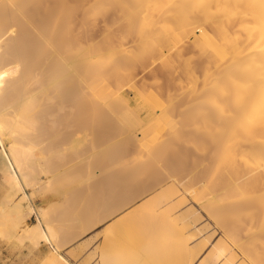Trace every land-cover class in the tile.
<instances>
[{
    "label": "bare ground",
    "instance_id": "1",
    "mask_svg": "<svg viewBox=\"0 0 264 264\" xmlns=\"http://www.w3.org/2000/svg\"><path fill=\"white\" fill-rule=\"evenodd\" d=\"M109 13L114 21L105 22L103 35L91 40L90 29ZM156 62L178 93L169 89L161 96L162 80L156 76L154 89L134 82L137 66L152 71ZM129 75L148 115L142 119L135 110L123 112L125 120L112 130L124 128L127 140L102 148L96 159L105 172L120 163L119 174L113 175L117 180L110 179L135 186L129 182L127 188H116L112 181L110 188V182L99 187H115L111 193L118 206L102 220L138 201L156 187L153 182L160 185L157 178L173 177L154 196L125 210L118 222L124 227L148 219L171 224L177 237L162 247L173 255L166 263L196 264L190 239L200 230L197 212L190 207L176 214L177 205L171 203L179 191L176 181L184 183L179 175L195 167L184 193L215 221L212 236L221 234L198 264H264V0H0V171L13 192L26 187L33 163H42V169L46 162L57 163L55 173L60 179L65 174L67 181L55 185L53 198L63 196L67 220L53 211L72 219L68 208L77 201L84 205L88 195L89 78L94 76L102 103L112 106L115 99L120 110L128 106L121 81ZM183 95L190 106L176 119L174 99ZM37 117L42 128L38 151L14 138ZM129 144L141 148L130 161L123 159ZM14 196L1 203V214L9 215L13 228H22L10 230L9 238L54 245L51 258L67 261L53 226L62 219L49 218L53 203L37 206L26 190L19 200ZM50 199L42 196L43 202ZM33 213L37 222L30 227Z\"/></svg>",
    "mask_w": 264,
    "mask_h": 264
},
{
    "label": "rangeland",
    "instance_id": "2",
    "mask_svg": "<svg viewBox=\"0 0 264 264\" xmlns=\"http://www.w3.org/2000/svg\"><path fill=\"white\" fill-rule=\"evenodd\" d=\"M114 21V15L109 13L105 15L102 19H100L99 25H96L94 29H90V39L94 40L97 39L99 36L103 35V24L105 22H111ZM118 31V27L114 28V32ZM157 64V65H156ZM153 68V72L150 71L149 66L141 67L140 65L137 66V68L134 70L136 71L134 73L136 79V84H143L145 88H151L154 85H152L155 79L158 78L160 84L161 92L160 95L164 96V93L168 91L169 89L173 91H178L175 87L174 82L172 81L171 77L167 72L162 70L159 67L158 62L155 64L152 63L151 65ZM158 67V68H156ZM154 69H157L154 71ZM160 69V70H159ZM157 71V72H156ZM203 70L202 68L197 69V74L200 76L202 74ZM138 75V76H137ZM128 79H124L121 81L122 83V93L125 96L127 100V108H122L120 110L116 109L114 107V103H116V100H113L112 106L105 105L102 103L101 99L99 98V92L95 91V81L94 76L89 78V88H88V94H89V106H88V114H89V122H88V142H87V150L88 153L91 154L88 158V165H87V178H86V195L87 199L85 197L84 199V205L83 202L79 201L81 204L75 203V208L71 207L70 210L74 212L68 211L67 216H69L70 221H66L67 217L66 214H64V207H66V203H62L61 201L64 200L63 196H57L60 201H56L53 197L56 196V192L59 188V186L63 185V183H66L67 179L64 176H61L62 179H60L57 176V173H55V170L58 169L57 163L54 164V162H46L47 165H45V162L43 163L46 168H41V164L39 162L33 163V166L30 169V177L28 178L26 184V187L23 188L21 186L20 191L13 192L15 190V187L12 186V184H9L3 173L0 171V230L3 232V234H0V264H160L161 261H164L165 264L168 261V258H173V255H169L166 252L162 250V247L168 243L173 244L175 241V238L177 237V232L174 233L171 232L173 230V226L167 222H160V221H153L151 219L140 221L131 227H124L123 222H118L123 214V212L126 210H130L135 208L136 206H139L141 202L144 200H147L154 196L158 190L161 187H165L169 184H171L174 181L173 177H169L164 179L165 177H161L158 181L162 182L160 185L156 184V181L153 186L156 185L155 188H153L151 191L143 195L138 201L130 204L129 206L125 207L124 209H121L120 211L114 213L113 215L109 216L108 218L102 220L107 215L111 214L116 207V198H112V195L115 189L112 186L116 183V188L122 186L123 188H127L128 184L131 182H120L121 180L118 179V181H113L110 178L113 177V175H118L120 172V163L112 164L109 167L105 168L104 165L101 166V163L96 158H101V151L102 148H105L104 150H108L107 148H114L116 147V144L124 143L125 142V135L123 134V130L121 131L118 129L115 133L112 130V126L114 124H118L120 126V121L124 119L123 112H128L131 110H135L136 113L139 114L140 118L145 119L148 115V110L143 105L142 97L136 93L134 89L131 88L130 83L128 81L133 77L132 75H129ZM140 76V77H139ZM161 78V80H160ZM164 79V80H163ZM144 80V81H143ZM109 84L113 85L115 83V80L112 78L109 80ZM133 82V81H132ZM166 84H165V83ZM152 85V86H151ZM168 85V86H167ZM165 86V87H164ZM169 87V88H168ZM149 88V89H150ZM163 88V89H162ZM167 88V89H165ZM176 89V90H174ZM166 90V91H164ZM178 93V92H177ZM176 93V94H177ZM101 105L100 107L95 108L94 104ZM174 106H176L173 110H171L172 114L176 119L180 117V114L182 112L183 107H189L187 106V97L185 95L180 97H175L174 99ZM8 104H3L1 108H6ZM125 120V119H124ZM41 122L39 121V117L32 118L31 124L29 127L15 132L14 138L16 140H19L22 144L33 146L35 150L39 148V141L40 138H42V133L40 128ZM123 125H127L126 122H123ZM121 128V127H120ZM122 138V140H120ZM127 140V139H126ZM24 142V143H23ZM117 142V143H115ZM127 142V141H126ZM39 150V149H38ZM37 150V151H38ZM141 148L139 144H129L127 145L126 149L123 151V159L124 160H132L139 152ZM38 153V152H37ZM96 154V156H92V154ZM39 155V154H38ZM38 160V158H37ZM98 160V161H96ZM53 161V160H52ZM55 161V160H54ZM92 161V162H90ZM95 161V162H94ZM97 162L98 165H97ZM60 164V163H59ZM55 165V169L53 167ZM101 167V169H100ZM76 168V167H75ZM195 169V167H189L185 169L182 172V175H179V177L183 176L184 183L188 182L192 179L191 172ZM128 171V169H127ZM130 171V170H129ZM105 172V173H104ZM128 173V172H127ZM62 175V173H60ZM110 174V175H109ZM68 175V174H66ZM112 175V176H111ZM57 176V177H54ZM67 177V176H66ZM109 181L107 180L108 178ZM117 177V176H116ZM201 176L194 177L195 179L199 180L198 178ZM59 178V179H57ZM107 178V179H105ZM66 181H64V180ZM114 179V177H113ZM116 179V178H115ZM114 179V180H115ZM117 180V179H116ZM120 180V181H119ZM156 180V178L154 179ZM59 181V183H57ZM63 181V182H62ZM113 181V185L111 182ZM192 181V180H191ZM62 182V183H60ZM105 182V184H104ZM110 182V183H107ZM120 182V184H119ZM130 182V183H129ZM177 189L179 190L177 192V195L172 200L171 203H175L177 205L176 209L174 210V213H179L183 210H186L188 208H193L197 212V221L195 223L196 228H199L200 230L198 233L193 236L190 239L191 246L194 248L193 254L196 255V259L198 264L202 258H207L212 250L213 243L217 241V239L220 237L219 235L212 236V233L214 230H217V225L215 221L209 216L208 212L196 204L190 194L184 193V183L177 180ZM57 183V184H54ZM106 183L112 185L113 191L108 190L109 188H104V192L102 189L106 186ZM115 183V184H114ZM159 183V182H158ZM57 188L54 189L55 185H58ZM127 184V185H126ZM133 183H131V187ZM101 190L106 193V196H103L104 193ZM99 188V189H98ZM27 191L31 194L34 204L42 205V204H49L53 203L51 207L53 216L51 215V210L49 212V218L52 217V219L55 220V218L58 219L57 213L55 211L58 210V213L61 214V216L64 214L66 217L63 219L59 216V223L55 222L54 224V230L56 232V239L58 243H60L62 247V255L66 258L67 261L62 260L56 261L55 259L51 258L52 254L51 252L56 251V248L54 245L50 244H42V245H34L31 242L28 241H16L15 239H10L9 234L10 230H19L21 231V226L18 225L16 228H13L15 223L12 220L8 219V216L1 214V206L2 202L7 201V196L11 193L15 194L16 201L19 200V198L22 196L24 191ZM120 190V189H119ZM55 191V192H54ZM100 192L101 194H99ZM108 193H111L108 195ZM50 196L52 199L46 202H43L42 196ZM97 195V196H95ZM98 195L102 196L98 198ZM112 201H111V198ZM114 197V196H113ZM184 198V202L182 203L180 201V198ZM97 198V199H96ZM110 199V200H109ZM98 200V201H97ZM114 200V201H113ZM101 201V202H100ZM109 201V202H108ZM111 201V202H110ZM57 202V204H55ZM64 202V201H63ZM61 204V205H60ZM86 204V205H85ZM57 207H55V206ZM61 207H60V206ZM64 206V207H63ZM79 206V207H78ZM85 206L84 208H82ZM167 206V205H166ZM63 207V208H62ZM59 208V209H57ZM62 210H61V209ZM76 209V210H75ZM55 210V211H53ZM61 210V211H60ZM77 211V212H76ZM60 212H63L60 213ZM84 212V213H83ZM57 215L55 216L54 215ZM81 213L82 217L79 215ZM176 213V214H177ZM73 214V215H72ZM74 214H78L77 216L73 217ZM84 215V216H83ZM51 216V217H50ZM55 216V217H54ZM80 216V218L78 217ZM74 218V219H73ZM75 218H79L75 220ZM84 218V220H82ZM65 220V221H64ZM74 220V221H71ZM80 220V221H79ZM61 221V222H60ZM37 222V215L36 213H33L28 218V226H32L33 223ZM116 222L118 224L114 225ZM124 229V230H123ZM190 232H187L189 234ZM116 234H118L116 236ZM116 236V237H115ZM16 243V244H15ZM57 245V244H56ZM148 247H152L153 251H149ZM240 258V256H239ZM170 260V259H169ZM240 260V259H238ZM209 262L214 261V257H210L208 259Z\"/></svg>",
    "mask_w": 264,
    "mask_h": 264
}]
</instances>
